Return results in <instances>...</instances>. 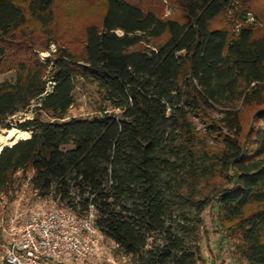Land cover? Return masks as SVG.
I'll return each mask as SVG.
<instances>
[{
	"label": "trees",
	"instance_id": "trees-1",
	"mask_svg": "<svg viewBox=\"0 0 264 264\" xmlns=\"http://www.w3.org/2000/svg\"><path fill=\"white\" fill-rule=\"evenodd\" d=\"M166 1L177 18L104 0L80 54L47 46L42 61L21 32L29 19L49 28L54 0H0V75L14 73L0 128L36 103L16 125L30 137L0 151V197L23 179L79 218L92 206L135 264L203 263L208 210L241 259L264 264V23L248 22L254 0ZM227 13L237 28L214 25ZM78 81L100 93L98 116L67 118Z\"/></svg>",
	"mask_w": 264,
	"mask_h": 264
},
{
	"label": "rangeland",
	"instance_id": "rangeland-1",
	"mask_svg": "<svg viewBox=\"0 0 264 264\" xmlns=\"http://www.w3.org/2000/svg\"><path fill=\"white\" fill-rule=\"evenodd\" d=\"M143 7L154 10L155 13L162 19L169 17L177 18L179 10L172 6L166 0H139ZM22 3L23 0H17ZM252 11L257 18L250 15L248 22L255 23L257 28H261L264 23V0H254ZM53 20L49 28L43 29L40 25H35L29 19L27 24L22 29L24 35L23 40L32 44V51L42 61H46L49 55L43 51L44 47H49V52H54L56 46H63L71 50L73 53L80 54L84 41V30L90 25H99L101 16L104 12V0H54L52 6ZM257 21H259L257 23ZM228 22L234 23L232 28H237L236 22L231 19V14L227 13L214 22V25H225ZM261 22V24H260ZM235 25V27H234ZM19 38V36H18ZM163 38L154 39L147 43H140V45L133 48V50H140L144 47H154V45L163 42ZM14 73L1 74L0 81L9 80ZM49 90V88H48ZM74 102L70 106L67 118H90L98 116L101 109L105 108L102 97L95 85L89 82L78 81V84L73 93ZM35 102H31L26 111L17 113L13 117L6 120L5 125L10 128H0V145L11 131H20L16 125L24 120L32 118L35 113ZM41 120H51L50 114L41 113ZM1 147V146H0ZM17 174L16 176H19ZM58 203L51 198H38L34 191L25 180L15 182V187L7 196L0 197V220L5 223L16 225L20 220V216L25 217L30 212H44L45 210L58 207ZM212 213L206 210L204 212L205 226H203L201 236H203L201 243V250L203 252V263L200 264H248L244 259H241L235 248L237 241L235 239H224L219 234V226L214 223ZM101 249L99 256L96 258H89L84 261L75 263H61V264H135L134 260L125 256L120 252L115 244L103 237L101 238ZM4 246L0 234V264H4ZM46 264H60L48 261Z\"/></svg>",
	"mask_w": 264,
	"mask_h": 264
},
{
	"label": "built area",
	"instance_id": "built-area-1",
	"mask_svg": "<svg viewBox=\"0 0 264 264\" xmlns=\"http://www.w3.org/2000/svg\"><path fill=\"white\" fill-rule=\"evenodd\" d=\"M95 211L79 218L63 205L20 216L16 225L0 220L4 264L75 263L99 256L103 236L94 225Z\"/></svg>",
	"mask_w": 264,
	"mask_h": 264
},
{
	"label": "bare ground",
	"instance_id": "bare-ground-1",
	"mask_svg": "<svg viewBox=\"0 0 264 264\" xmlns=\"http://www.w3.org/2000/svg\"><path fill=\"white\" fill-rule=\"evenodd\" d=\"M27 137H28L27 132L13 130L8 135H6V138L3 140L4 142L3 144L5 146L12 145L14 144V142H16V140L25 139Z\"/></svg>",
	"mask_w": 264,
	"mask_h": 264
},
{
	"label": "water",
	"instance_id": "water-1",
	"mask_svg": "<svg viewBox=\"0 0 264 264\" xmlns=\"http://www.w3.org/2000/svg\"><path fill=\"white\" fill-rule=\"evenodd\" d=\"M29 137H30V132H28V137H27V138L16 140V142H14V144L18 143L20 140H26V139H28ZM14 144H12V145H8V146H3V147L0 149V151H1L4 147H11V146H14Z\"/></svg>",
	"mask_w": 264,
	"mask_h": 264
}]
</instances>
